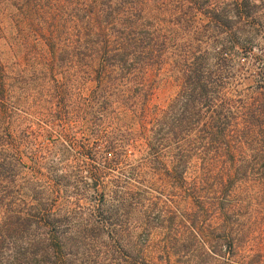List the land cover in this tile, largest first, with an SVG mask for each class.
<instances>
[{"label":"trees","instance_id":"obj_1","mask_svg":"<svg viewBox=\"0 0 264 264\" xmlns=\"http://www.w3.org/2000/svg\"><path fill=\"white\" fill-rule=\"evenodd\" d=\"M1 41L0 264H83L58 229L85 195L80 243L117 232L102 183L115 176L110 199L128 202L118 164L131 145L132 264L243 258L235 182L264 179V0H0ZM235 52L254 67L239 89ZM150 69L176 87L164 105L150 103Z\"/></svg>","mask_w":264,"mask_h":264},{"label":"rangeland","instance_id":"obj_2","mask_svg":"<svg viewBox=\"0 0 264 264\" xmlns=\"http://www.w3.org/2000/svg\"><path fill=\"white\" fill-rule=\"evenodd\" d=\"M1 43L2 41L0 42V47ZM3 49L5 51L4 53H6L7 46L5 45ZM259 49L260 47L258 48V53L260 52ZM233 54L234 55L232 57H225V62L226 64H228L227 68H230L232 65L233 70L236 71V80H234L231 84L229 83L230 86L232 85L231 87H233L234 85V89H239L241 87L252 85L253 79L250 75H252L254 67L251 66L250 62L245 57L238 55L236 52ZM153 73V69L148 70L149 79H151V81L154 80L150 103L164 105L167 103L168 99L174 95L176 87L171 81L165 82L162 78L159 79V76L153 75ZM226 89L230 90L231 88L227 86ZM79 116L82 117L81 121H83V117L85 116L83 114H80ZM84 134H86L85 129H75V139L78 142H83V144H85ZM42 141L44 143L43 145H47V147H49L50 149H54V147L58 146H54V140H51L50 138L42 139ZM77 148L78 147H75L74 150H76ZM126 150L127 154L125 155L124 160H122L118 164V170L121 167L125 169L124 173L121 174L120 179L126 182L125 185H127L128 191L126 195L130 197L128 202L124 206H122L119 205V200L110 199L111 191L109 190L111 187L113 188V186L112 182H109V180L114 178L115 176H104V181L102 183L106 186L104 189V196H107L105 197L106 202L104 204L105 206H103V211L108 212L111 206H118V209L115 213L116 220H114L113 224L117 232L106 233V231L104 230L100 234L92 236L88 240L83 241L82 243H85V246H81V238H76L77 236H80V234H75V232L78 228H82L83 225H86L84 231L85 234L89 229V226H87L88 222L86 223L85 221V218L87 217L85 206L88 203L87 196L85 195L77 196L79 197L78 205H80L84 210L80 211L81 215L78 218L68 219L67 221L62 223V228L58 229V234L60 233L61 237L75 242V244L77 245V251L83 252V264H132V241L136 240V236H138L139 230L132 232V176L128 173V171H132V145L128 146ZM109 154L110 153H108V155L106 156L109 157ZM75 156H77V154H71L69 158L71 159V162L69 163L73 164L78 162V160H75ZM64 171L66 174L68 173V175H71V167H65ZM114 174L118 175V171ZM81 175H83L84 177L87 176L86 172H82ZM260 177L261 176L258 177V175H249L245 178L237 179L235 182L237 189L239 190V195L241 199L243 198V203L245 202L239 208L238 213L244 219L243 221L246 222V224L250 225L247 226V230H249L250 232H247L246 236H244L243 239L245 240V243L243 245V247H245L243 258H241L240 255L233 256L231 258L235 260L233 261V264H264V179ZM109 183L111 184V186ZM154 192L156 191L151 189L147 193V197L152 196ZM256 194L259 195L254 198V195ZM74 199V196H71L70 200H72V202H74ZM128 203H130L129 206H127ZM175 206L179 207L177 206V204H175ZM164 230L165 228L162 227V231ZM157 231H161V228L154 231L149 237V242L152 244V249H154L155 241L161 239V234L158 235ZM257 246H259L260 251L258 250ZM249 253H259V255H245H250ZM77 256L80 259L81 255ZM166 256L167 255H151V257H153V263L158 264H164V259L166 258ZM168 261L170 262V264H173V261L179 263L180 259H177L176 255H170Z\"/></svg>","mask_w":264,"mask_h":264}]
</instances>
